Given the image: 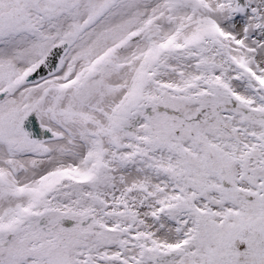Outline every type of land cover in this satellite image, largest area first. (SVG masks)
<instances>
[{
    "label": "snow or ice",
    "instance_id": "6c2138e0",
    "mask_svg": "<svg viewBox=\"0 0 264 264\" xmlns=\"http://www.w3.org/2000/svg\"><path fill=\"white\" fill-rule=\"evenodd\" d=\"M0 264H264V0H0Z\"/></svg>",
    "mask_w": 264,
    "mask_h": 264
}]
</instances>
